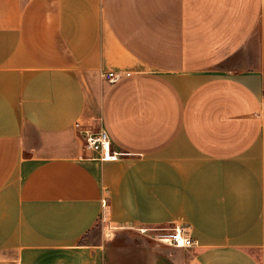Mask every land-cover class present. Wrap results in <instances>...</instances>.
Wrapping results in <instances>:
<instances>
[{
  "label": "crops",
  "instance_id": "obj_1",
  "mask_svg": "<svg viewBox=\"0 0 264 264\" xmlns=\"http://www.w3.org/2000/svg\"><path fill=\"white\" fill-rule=\"evenodd\" d=\"M0 264H264V0H0Z\"/></svg>",
  "mask_w": 264,
  "mask_h": 264
},
{
  "label": "built area",
  "instance_id": "obj_2",
  "mask_svg": "<svg viewBox=\"0 0 264 264\" xmlns=\"http://www.w3.org/2000/svg\"><path fill=\"white\" fill-rule=\"evenodd\" d=\"M106 77L114 82L120 78V75L110 72L106 74ZM77 127L85 137L86 149L96 153L102 160L118 158L119 153L112 149L111 138L107 131L81 128V123H77ZM103 206H106V200H103ZM148 231L149 229L146 228L141 229L142 233H147ZM155 239L175 247H193L196 244V241L188 237L180 228L175 230L159 229L155 234Z\"/></svg>",
  "mask_w": 264,
  "mask_h": 264
},
{
  "label": "rangeland",
  "instance_id": "obj_3",
  "mask_svg": "<svg viewBox=\"0 0 264 264\" xmlns=\"http://www.w3.org/2000/svg\"><path fill=\"white\" fill-rule=\"evenodd\" d=\"M176 228H180L188 237L192 238L193 240H195L192 236L189 235V232L186 230L185 227H175L174 229H170V230H175ZM196 241V240H195Z\"/></svg>",
  "mask_w": 264,
  "mask_h": 264
}]
</instances>
